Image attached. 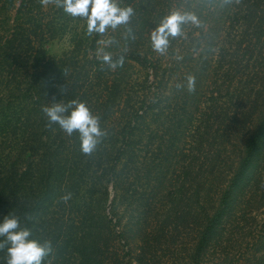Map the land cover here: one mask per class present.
<instances>
[{"label": "trees", "instance_id": "16d2710c", "mask_svg": "<svg viewBox=\"0 0 264 264\" xmlns=\"http://www.w3.org/2000/svg\"><path fill=\"white\" fill-rule=\"evenodd\" d=\"M122 5L134 15L106 31L113 46L121 43L113 61L124 57L112 69L93 52L102 34L76 40L56 4L0 0V223L16 216L30 239L50 241L42 264H127L120 258L131 254L129 240L144 254L149 221L169 216L194 221L191 264H264V0ZM172 11L197 16L199 27L182 29L187 43L197 35L208 58L177 47L178 37L168 48L179 57L156 56L151 33ZM56 36L72 49L48 56L43 45ZM75 51L88 57L84 70L75 71ZM72 100L89 102L106 132L91 155L78 132L67 135L42 111ZM171 174L172 191L165 190ZM117 201L130 207L124 228Z\"/></svg>", "mask_w": 264, "mask_h": 264}, {"label": "clouds", "instance_id": "9594fccd", "mask_svg": "<svg viewBox=\"0 0 264 264\" xmlns=\"http://www.w3.org/2000/svg\"><path fill=\"white\" fill-rule=\"evenodd\" d=\"M40 3L43 6L56 4L63 7L64 12L74 18H85L89 36L93 33L104 34L109 28L115 30L120 25H127L134 15L131 7L121 8L116 0H40ZM187 23L200 26L197 16L190 12L172 11L164 17L151 33L153 50L160 55H165L169 47V38L182 36V25ZM112 42L109 40L104 43L111 44ZM101 59L112 69L123 66L124 62L123 55L114 62L111 53L108 52H103ZM185 79L187 81L186 90L190 93L195 92V76L189 74ZM176 87L184 89V85L180 83ZM69 109L71 112L66 115ZM42 111L48 117L50 124H58L67 135L71 136L74 132L80 134L81 151L85 155H91L100 142V138L106 135L100 127L99 117L94 116L83 102L72 100L67 105L54 103L50 107H44ZM62 199L67 202L71 199V193L66 194ZM30 236L29 229L21 228L18 217L4 218L0 223V237H4L5 241L0 242V249H3L5 244L9 245L7 264H42L44 258L52 253L50 241L40 243L30 239Z\"/></svg>", "mask_w": 264, "mask_h": 264}, {"label": "rangeland", "instance_id": "374dc122", "mask_svg": "<svg viewBox=\"0 0 264 264\" xmlns=\"http://www.w3.org/2000/svg\"><path fill=\"white\" fill-rule=\"evenodd\" d=\"M135 2L136 0H131ZM145 0H142V2ZM156 2V1H154ZM116 3L119 7L123 8L122 0H116ZM136 4V3H135ZM161 7V5L159 4ZM147 7V6H146ZM59 14V16L65 21L67 27L71 29L72 32L76 35V40L79 37H83L84 39H89V35H87V21L85 18H79V17H72L69 14L65 13L63 10V7H60L55 10ZM67 30H65L66 33ZM183 35L179 36L178 39L175 41V45L178 47L180 44L181 47L185 51H191L192 49L196 48L197 53H201V57L205 56L208 58V56L205 54L204 50V44H198V38L197 35L194 34V41L186 42L187 36L185 35L186 30L182 29ZM110 32H105L102 34V36L99 37V44L94 47L93 52L96 53L97 57H102L103 52L112 53L114 50L118 51L120 50L121 43L120 41L117 43V46H113L112 44H105L104 42L109 41L112 36H108ZM85 47L87 43L84 44ZM110 45L111 49L107 51V46ZM126 48H130L129 45H125ZM43 48L45 50L46 55L52 56V57H60V55L67 50L72 49L70 47V44L67 42L64 36H56L54 38H51L47 41H45ZM103 50V52L101 51ZM78 52V53H77ZM173 48H168V51L165 55H156L157 57H179L177 52L174 50V54H172ZM215 53V52H214ZM185 55V54H184ZM74 65H75V71L84 70V65L82 62V59H86L88 57H81L79 55V51H75L73 55ZM212 57H216L213 55ZM182 59V57H181ZM128 74H135L136 70L132 68V66H129L126 71ZM98 83H100V87L104 89L103 79H105V76H102ZM134 89H143L142 85H139L137 87H133ZM87 106H89V102L87 103ZM172 174L170 175V183H164L165 185L163 188L165 190H168L170 188V191H172ZM168 184V185H167ZM172 196H169L166 201L165 199H162V203L165 204L166 202L171 201ZM111 199L108 198L107 204L110 205ZM130 207L121 203L120 201H117L116 209H113V212L115 213L116 217L118 219H121L120 227L124 228L126 225V220L124 218H121L125 214V209H129ZM96 211V210H95ZM105 212L108 214L110 212L109 207L105 208ZM85 216V214L83 215ZM167 222L163 224V220L159 218V220L152 219L149 221L152 230H148L147 232V240H148V246L145 248V253L143 254V248L139 246L138 240L133 236L129 241V247H130V255L122 257L123 261H127V264H191L190 259L188 260V256L190 257L192 251H193V245L195 243L196 237H197V228L194 225V221L188 222V224H183L182 220L180 218H173L169 216L167 218ZM119 228V230L121 229ZM125 249V248H124ZM209 248V251L214 253L215 249ZM232 251V250H231ZM230 251V252H231ZM120 255H122V250L119 252ZM143 254V255H142Z\"/></svg>", "mask_w": 264, "mask_h": 264}]
</instances>
